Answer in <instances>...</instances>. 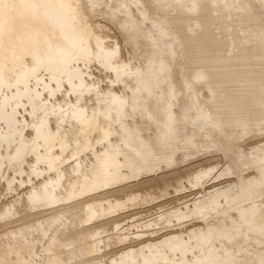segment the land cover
<instances>
[{
    "label": "bare ground",
    "instance_id": "obj_1",
    "mask_svg": "<svg viewBox=\"0 0 264 264\" xmlns=\"http://www.w3.org/2000/svg\"><path fill=\"white\" fill-rule=\"evenodd\" d=\"M83 1L0 0V180L11 187L17 177L23 185V175L29 183L41 178L0 219L47 212L34 226L8 228L0 264H103L93 224L106 213L98 194L122 179L124 167L137 177L175 164L201 135L212 147L219 139L228 145L237 161L219 177L236 171L237 182L173 214L205 226L111 264H264V140L248 155L239 147L264 136V0ZM86 4L119 20L127 45L144 29L143 63L122 57ZM95 65L112 76H95ZM242 161L254 173L247 179ZM31 229L44 259L27 239Z\"/></svg>",
    "mask_w": 264,
    "mask_h": 264
},
{
    "label": "rangeland",
    "instance_id": "obj_2",
    "mask_svg": "<svg viewBox=\"0 0 264 264\" xmlns=\"http://www.w3.org/2000/svg\"><path fill=\"white\" fill-rule=\"evenodd\" d=\"M83 2L87 3L86 0ZM86 7L89 11L90 21L92 23H99L100 26H102L100 28V33L109 34L118 40L121 46V55H123L122 57L124 59L130 61L132 65H137V62H144L141 54L147 56L150 51L148 42L147 40L145 41L146 38L144 39V29L141 28L137 33L136 39L138 43L136 45L130 38L127 45L125 38H128L129 35H127L128 33L120 26L119 20L100 15L99 11L98 13L97 11L93 12L88 8L89 6H87V4ZM103 9L105 10L104 7ZM25 59L28 64L31 65L30 57L26 56ZM92 72L94 75L96 74L95 76L100 77L104 81L107 76H112V74L109 73L105 76L96 65L92 66ZM174 76L175 81L177 80L176 82H178L179 78L177 72H174ZM106 85H108V83H105L103 87L105 88ZM204 95L207 96V93L204 92ZM207 139L208 138H205L204 135H201V137L196 139L197 148L188 152L185 158L179 154L177 156V162L169 167L161 165L154 171L142 172L143 174L140 173L137 177L132 176L129 168L124 167L122 179L110 186L109 189L107 187L98 194L103 195L101 202L106 213L102 217L95 218L93 224L98 226L100 237L104 244L103 258L105 259H103V264H111L112 260L118 261L120 256L126 251H138L142 246L148 243L163 241L171 235H176L179 239L185 238L188 231L206 225V222L197 216L192 215L178 221L173 217V214L174 212L187 213L194 208L197 202L203 201L208 197L210 191L212 192L215 189H220L237 182L236 171L219 177L220 173L225 168L230 166L234 167L237 157L234 156V153L230 151L228 145L225 144L222 139H219L220 141L215 140L217 145L214 147L209 145V139ZM262 140H264V136H248L240 142L239 147L248 155V152ZM187 159L189 160L187 161ZM242 164L244 167H241L239 170L241 175L247 179L254 173L247 168L248 166L244 161H242ZM210 170L212 171L209 176L206 177L202 183H197V177L207 174ZM9 176L11 178L13 174L10 173ZM18 179L19 177L16 178L11 187H8L5 181L0 180V212L4 209L3 207L23 197L24 193L30 191L32 187L41 182V178H36L33 175L30 176L31 183L28 182L27 175H23L22 177L25 181L23 185H19ZM88 198L90 197L84 199ZM42 215H47V212L42 214L36 211L28 212L26 209H22L12 221L0 219L1 239H5L4 234L8 233L10 230L8 228L14 227L12 230H19L29 225L34 226L36 222L47 218L46 216L40 218ZM15 226L18 227L15 228ZM30 232L34 233L31 234ZM30 232H27L28 241L31 243L33 241V244H35L34 249L37 254L39 253L38 258L41 259L43 257L44 259L47 254L41 248V243L39 244L37 241L39 234L32 229ZM29 234L32 236L30 237ZM121 237H127V239L120 241ZM6 238L9 239V237ZM1 239L0 242L3 243ZM35 239H37L36 242H34ZM6 240L7 239H5L4 242H6ZM37 242L38 244H36ZM75 245L76 248L78 246L80 247V243H76ZM75 245L73 244L74 247ZM73 246L70 245V248L74 249ZM42 251L45 256L42 254ZM39 256H41V258ZM38 258H36V260H39ZM80 259L81 258H77L76 260L78 264L82 261H85L83 264H89L86 258L78 262Z\"/></svg>",
    "mask_w": 264,
    "mask_h": 264
}]
</instances>
